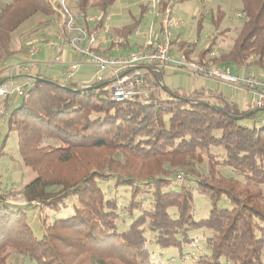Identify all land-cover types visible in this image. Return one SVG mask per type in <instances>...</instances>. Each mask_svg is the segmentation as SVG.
I'll list each match as a JSON object with an SVG mask.
<instances>
[{"label":"trees","instance_id":"1","mask_svg":"<svg viewBox=\"0 0 264 264\" xmlns=\"http://www.w3.org/2000/svg\"><path fill=\"white\" fill-rule=\"evenodd\" d=\"M116 2L99 0L91 7L107 15ZM242 3L245 23L234 46L211 61L240 67L249 63L263 69L264 0ZM88 4L89 0L76 3L85 12ZM167 5L168 0H160V15ZM147 9L142 6V18ZM36 14L45 15L49 23L57 22L47 0H11L0 7V52L8 54L12 35ZM141 22L118 29L117 35L131 33ZM217 40L218 36H213L199 62L209 60ZM173 45L189 56L190 50L182 42L176 39ZM4 70L0 67V83ZM164 75L162 71L161 82ZM34 80L26 97L20 98L21 106L8 119L10 131L17 134L24 165L36 174L23 195L28 204L50 202L48 207L55 213L69 209V198L77 199L79 206L74 207L71 217L45 227L41 240L35 237L25 211L2 206L0 264H5L12 252L37 264H152L148 232L157 245L169 249L191 242L189 232L193 229L212 233L208 239L210 254L194 264H264V124L248 123L256 113L239 120L251 111H241L229 103L214 105L189 99L201 97L200 92H171L159 80L147 96L124 103L107 97L105 86L82 92L98 84L63 86L40 74ZM215 148L223 151V168H229L236 177L220 175L218 164L212 162L204 183L196 180L179 190L170 188V180L177 181L182 175L174 178L173 170L195 175V165ZM119 170L123 173L110 177L116 187L153 182L155 190L151 208L137 201L128 207L129 216L137 211L140 216L123 233L117 231L118 202L107 198L100 183L108 179L103 173ZM194 189L213 204L209 217L201 221L193 217ZM132 193L138 196L140 191ZM222 197L230 201L232 209L217 208ZM171 209L177 210V217L169 213Z\"/></svg>","mask_w":264,"mask_h":264},{"label":"rangeland","instance_id":"2","mask_svg":"<svg viewBox=\"0 0 264 264\" xmlns=\"http://www.w3.org/2000/svg\"><path fill=\"white\" fill-rule=\"evenodd\" d=\"M10 1L11 0H1L0 7L10 3ZM47 1H49L51 8L54 11V16L58 21V4L54 2V0ZM65 1L68 8L72 12L76 13L78 11H82L79 10L76 5L77 0ZM98 1L99 0H89L87 9L88 12H83L87 13L88 16H101L103 14V12L100 11L101 9H99L98 7H91ZM143 5L148 6L149 0H117L115 5L111 6L107 10V15L111 19L108 28H112V25L115 27L116 25H130L132 24V21H134V19L135 21H139L140 19H142V26L139 27L141 32H143L144 34L145 32H147V29L144 30V26H146L147 24L150 25V23L152 22L155 25V30H160V23L162 21L163 14L160 15L158 13L155 18L151 16L142 18L141 11ZM242 12V0H186L181 2L176 1V3L173 5L172 14L176 26L172 28V34H174V36H179V41L186 45V48L190 50L189 52H193L196 57L202 55L205 52V50L213 42V36L217 35L218 40L216 43L215 50L218 51L220 55L232 49L235 40L242 31L245 23V19L241 17V15L243 16ZM220 15H222V18H220ZM219 20L220 22L218 26L216 23ZM43 21L44 23L40 24V22ZM57 38V22L56 24H54V22L49 23V21H47V18L43 14H36L33 17L29 18L12 35V40L8 47V54L5 55L4 51L0 52L2 58V60L0 61V67L2 69H5L4 73L2 74L7 75L8 72L6 68L13 61L23 60L26 56L28 49L30 48V45H34L40 52L37 56H35V58L32 59L34 62L40 64L39 70H37L36 72H39L40 75L52 79L54 81L60 80L61 66H59L58 64H53L48 67V65L53 62V59H49L50 62L48 61V59H46V56H44V59H42V52H44L46 49L45 44L48 41L56 42ZM138 38H142V36H133V39ZM125 40L127 41V39ZM174 48L175 46L173 45V55L175 53ZM178 48L179 52L183 53V51L180 50V47ZM187 58L190 59L191 57L187 56ZM166 71L167 70H164V72ZM171 71V69L168 70L163 76V84L161 83L162 73L159 75L160 79L158 80L161 83L159 84L162 87L164 86V88L167 87V89L171 92L186 95L193 93L195 84H197V82H200V78H193L195 76L182 71ZM253 74L256 77L264 79V68H254ZM96 76V70H87L85 73L82 70H79L73 80V83L79 85V81L85 79L86 81H88L86 84L92 85L96 82ZM28 78L29 77L27 76L17 77L15 79V84L17 86H27L32 82V79L29 80ZM4 81H2L1 83H3ZM154 81L149 80V87L145 90L146 96L153 89V86L155 85ZM103 86L107 87L108 84H104ZM103 86H101L99 89H101ZM226 87L235 89L230 85ZM232 89L227 90L228 96L231 94V92H233ZM107 91V97H110V91ZM161 95L162 97H164V99H168L167 94L163 93ZM188 97L189 99H202L206 101L203 97ZM22 99H20V101L17 103L13 102V98L10 100L9 116L0 126V208L2 206H8L12 207L13 210L18 209L25 211V213L28 215L29 223L34 232L35 237L38 240H41L44 235L45 227L52 226L53 223L58 219L71 217L74 214V207L79 206V203L77 199L69 198L66 201V203L69 204V209L62 211L61 213H55L52 210V207H48V204L50 202L46 204H38L37 202L33 204H28L27 200L25 199L23 195V190L27 185H29L36 179V174L30 168L24 165L18 152L17 134L14 131H10L8 122V119L13 113V111L21 106ZM4 102L5 104H7V101L4 98L0 97V106L4 104ZM251 109L256 110L254 108ZM263 113L264 111H256L255 119L249 121L248 123L251 125L256 124L257 126H261L262 123H260V121L264 120L261 119L264 118L262 117L264 116ZM222 154L223 151L220 148L213 149V152L211 150L210 156L205 155L203 162L201 164L195 165V175L188 172L187 170H173L172 173L174 178H176L175 175H177L178 173L182 175L180 176L181 179L177 180L179 182L173 179L170 180V188L173 187L175 190H179L181 185L184 186L185 184H190L191 186L195 183L196 180L198 182L200 181L201 183H204L205 179L209 177L208 173L210 172L212 162L218 164L217 169L220 170V175L222 174L223 176L228 178L236 177L235 174L229 168H223V156H220ZM208 157H211V159H209ZM114 173L115 174H110L109 172L103 173L102 175L108 177V179L100 183L106 193L107 198L116 199L118 202V211L120 213V217L117 221V231L119 233H123L128 230L134 218L140 216L139 211L134 212L133 215L129 216L130 211L128 210V207L137 201L138 204H143L144 208H151L153 203L152 195L154 194L155 190L153 187V182L148 183L139 181L132 183L131 187L118 188L116 187L115 181L110 177H118V175L123 172H120L119 170ZM193 187L195 188L196 186ZM137 189L140 191V194L138 196H134L132 191H138ZM193 202L194 220L201 221L207 219L213 207L212 201L209 199V197L200 192L198 189H194ZM217 208L232 209L233 206L226 197H222L217 204ZM169 213L173 217H177L176 209H171ZM146 236L148 239L147 248L151 255L152 264H194L200 257L210 254L208 239L212 236V233L207 229L191 230L189 232V237L190 239H192V241L183 244L181 248L179 247L162 249L159 245L156 244L151 232H148ZM77 257L79 256H76L75 259H77ZM5 264L37 263L34 260L24 257L21 254L12 252V254L7 258Z\"/></svg>","mask_w":264,"mask_h":264},{"label":"built area","instance_id":"3","mask_svg":"<svg viewBox=\"0 0 264 264\" xmlns=\"http://www.w3.org/2000/svg\"><path fill=\"white\" fill-rule=\"evenodd\" d=\"M59 6L57 21L58 38L56 42L48 41L45 50L50 54L56 52L53 64L61 66L59 83L63 86L73 82L80 64L65 59V53L75 54L87 59L97 68L96 82L98 86L108 84L110 98L116 103L134 101L144 96L145 90L149 87V80L157 85L158 78L162 71L171 69L182 71L188 74L204 76L208 79L217 80L234 88H243L255 95L253 108L264 109V79L256 77L252 72L241 71L234 75L231 66L220 67L211 59L219 57V53L212 51L209 60L204 62L191 61L185 55L175 57L173 55V41L176 40L172 34V28L176 26L172 17L173 5L176 0H168V5L163 12L161 29L158 33L154 23H150L145 34L136 29L126 36L101 35V29H107L111 19L108 15L88 16L83 11L72 12L65 0H54ZM160 0H149L147 16L155 18L158 15ZM241 17L243 18L244 15ZM91 25L97 26L92 28ZM106 32V31H105ZM133 36H142L146 39L142 47L135 52L127 54H109L99 49L101 45L113 43L115 50L121 52V46L126 45L125 39ZM39 53L34 45H30L26 56L21 61H14L7 67V79L0 84V97L7 101V104L0 110V126L9 116V102L15 97L17 99L26 97L32 83L27 86H17V77L27 76L35 78L38 76L40 64L34 62ZM107 73V74H106ZM34 82V80H33ZM162 83V82H161ZM163 84V83H162ZM264 124V120L262 121ZM180 176H178L179 178ZM181 177L179 178V180Z\"/></svg>","mask_w":264,"mask_h":264},{"label":"crops","instance_id":"4","mask_svg":"<svg viewBox=\"0 0 264 264\" xmlns=\"http://www.w3.org/2000/svg\"><path fill=\"white\" fill-rule=\"evenodd\" d=\"M144 17H150V16L144 15ZM134 21H132V23H134ZM126 26H128V25H124V26L116 25V27L112 25V28H108L107 27V29L105 30L106 32L103 29H101V32H104V33H101V35L102 36H105V35L119 36V35H117V30L121 29L123 27H126ZM139 26L141 27L142 23H140V25L137 26L138 27L137 29L140 30ZM147 27H148V24L146 26H144V30H146ZM92 28L95 29V28H97V26L92 25ZM156 32L159 35L160 30L156 29ZM131 33L127 32L125 34V36L128 35V34H131ZM175 38L179 41V39H178L179 36H175ZM145 41H146V39H144L143 37L142 38H138V39H133V37H132L131 39H127V44L126 45L121 46V52H118V51L115 50V46L113 45V43H106L104 45H101L98 50H100L102 52H108L109 54H127V53H130V52L137 51L140 47L143 46ZM174 49H175V51H174L175 52L174 53L175 57H179V56L182 55V53L179 52V48L178 47H175ZM214 51H216V50H214ZM216 52H218V51H216ZM42 53H43L42 54V59H44V56H46V59H48L49 62H50L49 59H53L54 57L57 56L56 52H54V53L50 52V54H49L45 50ZM188 54H189V57H191L190 58L191 61H199L200 60L199 59L200 56L196 57L193 52H188ZM65 59H67L69 61L71 60L72 62L79 63L81 65L79 70H82L84 73L87 70H91V71L96 70L97 71V68L94 65L90 64L87 61V59L84 58V57H81V56H78V55H75V54H71V53H65ZM215 63L218 64L220 67L231 66L232 67V72H233L234 75H238L241 72V71H239L240 69H242V71H244L246 69L245 71L252 72V73L254 71V68L249 63H246V65L241 66V67L233 65V64H222V63H219V62H216V61H215ZM79 70L77 72H79ZM168 70H170V69H167V71ZM77 72L75 74V77L77 75ZM173 72H177V71H173ZM2 73H4V71ZM191 75L195 76L193 78H200V82L199 83L197 82V84H195V88L193 90V93L196 92V91L197 92L199 91L201 97H203L207 102H209L211 104H216V105H223L225 103H229L231 105H236V107H238L241 111L250 110V111L253 112V114L256 113L257 110H252L251 109V108H253V103L255 101L254 100L255 96H254V94L252 92L244 90L243 88L232 89L230 87H226V86H229V85L223 84V83H221V82H219L217 80L205 78L204 76L194 75V74H191ZM2 78H4L3 79V81H4V80L7 79V76L5 75V77H4V74H2ZM28 79L29 80L32 79L31 83L33 84L34 78L29 77ZM87 82L88 81H86L85 79L82 80V81H79V86H86V85H88V84H86ZM230 89H232L233 92H231V94L228 96L227 95V90H230ZM13 100H14L13 101L14 103L19 102V100L17 98H15V97H13ZM4 104H5V102H4ZM4 104H2L0 106V109L3 108ZM262 117H264V116H262ZM261 119H264V118H261Z\"/></svg>","mask_w":264,"mask_h":264},{"label":"water","instance_id":"5","mask_svg":"<svg viewBox=\"0 0 264 264\" xmlns=\"http://www.w3.org/2000/svg\"><path fill=\"white\" fill-rule=\"evenodd\" d=\"M101 86H98V87H87L85 89L82 90V92H88V91H91V90H98ZM250 115H253V112L245 115V116H242V117H238L237 119L241 120V119H245L247 117H249Z\"/></svg>","mask_w":264,"mask_h":264},{"label":"bare ground","instance_id":"6","mask_svg":"<svg viewBox=\"0 0 264 264\" xmlns=\"http://www.w3.org/2000/svg\"><path fill=\"white\" fill-rule=\"evenodd\" d=\"M11 63V62H10ZM13 63V62H12ZM8 64V63H7ZM7 76V75H6ZM4 77H5V74H4Z\"/></svg>","mask_w":264,"mask_h":264}]
</instances>
